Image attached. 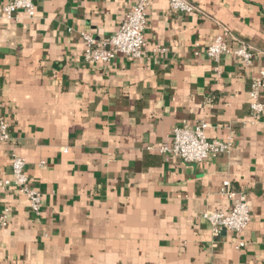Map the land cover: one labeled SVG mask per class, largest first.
<instances>
[{"label":"crops","instance_id":"1","mask_svg":"<svg viewBox=\"0 0 264 264\" xmlns=\"http://www.w3.org/2000/svg\"><path fill=\"white\" fill-rule=\"evenodd\" d=\"M189 1L201 13L151 0L146 53L108 64L83 61L81 32L108 40L127 0H33L32 18L0 16V115L11 133L0 180L16 153L42 195L35 214L15 186L0 188V264H264V112L252 122L249 110L264 68V0ZM223 27L255 50L251 66L207 55ZM200 121L208 138L231 139L228 153L184 162L156 149ZM224 180L251 210L240 234L214 235L201 217L229 210Z\"/></svg>","mask_w":264,"mask_h":264},{"label":"built area","instance_id":"2","mask_svg":"<svg viewBox=\"0 0 264 264\" xmlns=\"http://www.w3.org/2000/svg\"><path fill=\"white\" fill-rule=\"evenodd\" d=\"M128 8L118 29L108 40L97 39L89 32L82 31L84 43L83 61L86 64H108L117 55L126 60L133 61L141 58L147 51L145 29L147 27L148 8L151 0H127ZM169 8L180 12L201 11L189 0H168ZM21 9L29 18L35 16L33 0H6L0 11V16L5 19L13 18V13ZM230 37L237 42V46L231 48L227 43ZM163 48L155 46L153 51H163ZM207 55L214 61L227 53L240 58L244 66L253 64L255 50L245 42L234 37L226 27H223L208 45ZM264 88V68L251 82L249 90V110L252 122H257L264 112V100L260 98V92ZM207 123L200 121L193 126L183 124L172 130L170 142H162L157 150L166 155L177 156L184 162H201L212 153H228L232 148L230 138L225 140L211 139L206 135ZM11 138L10 124L0 115V141H8ZM9 185L15 186L18 192L24 195L33 213L39 214L42 206L41 193L31 186L25 169V160L20 155L13 153L10 162V178L0 180V188ZM220 194L231 200L228 211L205 210L201 217L207 220L214 235L222 230H231L240 234L251 220V210L248 206L245 193L231 186L229 180H224L220 188ZM9 218V208L4 207L0 214V226H6ZM245 242L239 239L235 248L241 249Z\"/></svg>","mask_w":264,"mask_h":264}]
</instances>
